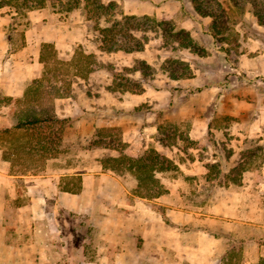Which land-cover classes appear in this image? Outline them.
Segmentation results:
<instances>
[{"label":"crops","instance_id":"obj_1","mask_svg":"<svg viewBox=\"0 0 264 264\" xmlns=\"http://www.w3.org/2000/svg\"><path fill=\"white\" fill-rule=\"evenodd\" d=\"M115 1L127 14L174 19L206 50L199 54L177 47L176 52L186 54L191 76L162 72L159 79L166 84L146 86L142 92L126 90L121 101L127 109L149 101L157 113L168 107L177 115L186 111L187 137L204 147L185 153L173 145L167 151L177 169L156 171L167 191L154 198L136 194L139 180L134 172L106 167L100 158L89 168L16 173L3 146L8 142L4 129L13 126L16 107L0 99V264H263L264 163L245 167L239 183L229 179L223 186L210 179L208 163L220 157L221 145L230 150V161L244 159L241 153H258L264 160V25L250 2L239 10L232 0H219L237 17L241 52L234 60L224 50L228 44L209 31L212 16L199 13L192 0ZM17 13L10 6L0 7V98H23L32 81L44 75L46 43L63 60L80 45L100 60L116 52L99 47L84 2L70 11L50 2L27 9L25 24L13 23ZM125 53L154 63L172 51L157 33L143 49ZM189 92L198 102L180 104ZM126 124L123 140L133 151L150 145L165 149L157 137L158 124ZM20 178H27L33 215L21 219L22 228L3 231L2 224L17 222L5 214L7 208L14 214L21 208Z\"/></svg>","mask_w":264,"mask_h":264},{"label":"rangeland","instance_id":"obj_2","mask_svg":"<svg viewBox=\"0 0 264 264\" xmlns=\"http://www.w3.org/2000/svg\"><path fill=\"white\" fill-rule=\"evenodd\" d=\"M240 1L241 4L250 2L248 0ZM49 2L53 6L62 8V3H59L56 0H48L47 3ZM232 2L234 3L233 0ZM244 5L238 6L239 10H245L244 8H246V5ZM26 10L27 9L24 8L19 9V12L13 15V23H27L25 19ZM227 13L231 20L230 24H232V31L239 39V34L235 29L237 17L236 15H233L231 11L228 12L227 10ZM138 16L141 17V21L145 22L144 28L148 30L147 32H144V30L136 31L135 33L137 36L146 34L149 41V39L154 38L157 33L160 35L162 34L161 28L156 27L158 22L153 23L147 21L143 18L144 15ZM167 19L172 20V23L177 30L180 29V25L177 21L172 18ZM160 20L161 19H158V21ZM90 22L92 23L93 31L97 35L94 38L99 42L100 38L98 30L95 28L99 24L105 25L106 22L104 19L99 20L98 24L95 21L90 20ZM176 43L178 42L169 37L163 36V45L167 46L172 51V54L165 57L164 61L156 59L154 63H150L144 59H131L129 55L127 56L125 53L126 51L124 50H116L115 54L105 56L101 60L97 57V59H94V62H92V59L90 64H84L82 62L83 58H79L78 52L76 53V51L70 59H61L62 62H58L57 60L54 61V57H51L52 59L50 60L49 65L53 73H50L49 76H51L52 82L50 83L52 84H49L48 80L45 81L44 88L47 91L41 101L50 106L48 94L54 92L55 84L57 86H62L64 91L66 89L64 95L62 97H56L53 102V107L56 113L60 117L67 119L64 130L59 134L57 142L49 146V149H45L40 145L35 146L37 143L35 140L36 136L32 137L33 142L26 144L27 140L31 138L30 136L35 134V131L24 129L17 130L12 141L8 140V142L3 145L5 147L4 156L9 158L8 160L11 162L10 167L12 172L40 174L51 168H89L94 166L96 158H100L103 162L108 158L121 156L126 148L121 145V142L126 143L127 150H130V152H133L136 155L146 153L154 148V146L150 145L142 147L138 151H133L130 144L123 140L122 124L127 125L126 123H128V125H132L139 120L143 123H156L159 125L157 137L160 138L166 146L164 150L159 152L169 159L171 158L167 156V151L172 149L173 145L178 146L179 149L185 153L189 152L188 148L190 147H204V144L201 142L190 140L187 137L188 129L185 126V122L190 118L186 111L177 115L172 113L171 109L168 107L165 111H159L157 113L154 112V102L149 104V101L135 106L132 109H127L126 106L121 104V101L124 100V96L122 95L124 91L121 90L122 85H130L131 87L140 86L141 88L152 86L156 88L161 84H166L165 80L162 81L159 79L162 72H170L172 66L171 63L174 59L185 61L183 57L186 56V54L175 51V48L177 47ZM76 50H83L87 54L93 53L83 45L77 47ZM238 55H240V53ZM238 55L233 53L230 57L237 60ZM142 61H146L150 67L142 64ZM174 63L177 64V62ZM88 66L94 67V70L91 72L95 71V73L91 76V72H87ZM200 66L206 68L205 65ZM142 71H144L145 77L143 76ZM140 74L142 76H140ZM111 75H113V77ZM191 93H194V91L191 90ZM191 93L189 92L188 94L182 95L179 101L180 104L182 103V105L185 106L196 104L198 98L194 95L192 96ZM0 99L5 103L13 102L6 96ZM14 103V106L18 109L19 104L16 101ZM178 121H181V125L177 123ZM33 143L34 148L31 149L30 147H32ZM99 145L105 146L106 149H101L102 147H99ZM255 147L257 146H254L249 150L254 151ZM220 148V157L215 160V162L208 163L210 169L209 177H211L210 179L213 180V183L218 182L222 185L223 181L227 182L229 179L234 183H239L241 179L240 174L245 167L248 168L252 165L259 167L264 163V160L258 158V153L257 157L241 153L242 155L240 154V156H243L244 159L230 161V150L223 145H221ZM112 162L117 167H121L122 171L134 172L133 169L131 170L128 166H125L126 164L116 163L115 161ZM174 165L176 164L174 163ZM176 169L169 168L165 170ZM226 169H228V171L225 172V175L222 174L223 170ZM65 178L66 181H68L71 177L68 176ZM26 179L27 178H20L19 180V188L22 193L20 196L21 208L14 209L16 210L15 214L12 212V209H6L5 217L17 222L13 223L9 220L2 224L3 231L6 230L7 232H13L15 228H22L24 226V219L33 215L25 191L26 184L28 183ZM44 217L45 218L43 219L48 222V215L47 217L44 215ZM32 221V223H34L35 218L34 220L32 219Z\"/></svg>","mask_w":264,"mask_h":264},{"label":"trees","instance_id":"obj_3","mask_svg":"<svg viewBox=\"0 0 264 264\" xmlns=\"http://www.w3.org/2000/svg\"><path fill=\"white\" fill-rule=\"evenodd\" d=\"M47 1L48 0H0V7L7 5L19 12L18 10L21 8L30 9L42 7ZM56 1L62 3L63 8H65L67 11L80 6V4L84 2L87 18L89 20L95 21L98 24L99 20L104 19L106 24H99L95 28L98 30V35L100 38L99 47L104 51L124 50L126 52H132L143 49L148 42V36L146 34L137 36L135 33L136 31L141 30L147 32L148 29L144 28L145 22L141 21V17L138 15L125 13L120 4L115 0H111L109 2H106L105 0ZM192 1L199 13L202 15L212 16V22L210 24L209 31L216 40L222 44H228V46L224 48L226 53L228 55L233 53L238 55L240 53V42L238 36H235V33L232 31V24H230L231 20L225 5L219 0ZM233 1L238 6H243L244 4L246 5V3L241 4L240 0ZM248 1H250L252 5V11L257 16L258 22L261 25H264V0ZM143 18L153 23L158 22L156 27L161 28L162 35L177 41V47H187L199 54L206 53V50L202 46L198 45L196 41H194L190 31L184 28L177 30L175 25L172 23V20L164 17L158 21V19L148 15H144ZM77 52L79 58H83L82 62L84 64H90L92 59V62H94V59H97V55L95 53L87 54L83 50H76V53ZM51 57H54V61L57 60L58 62H62L57 56L54 45L51 43H46L44 44V54L42 55V59L47 63L44 75L32 81V83L28 86L23 98L13 99L12 97H8V99L12 100L13 102L16 101L19 104L18 109H16L13 115V126L4 129L9 141H12L17 130H33L35 131V134L30 136L31 138H29L30 140H27L26 144L33 142L32 137L36 136L35 140L37 143L35 146L40 145L45 149H49V146L57 142L59 134L64 130L67 119L60 117L56 113L53 107V102L56 97H62L66 89L64 91L62 86H57L55 84L54 92H50L48 94L50 106L41 101L42 97L47 91L44 88L45 81L48 80V83L52 84L50 83L52 82L51 76H49L50 73H53L49 65L50 60L52 59ZM173 61L177 62V64H175ZM173 61L171 63L172 66L169 72L171 76L187 77L192 75V70L188 62L180 61L178 59H174ZM142 64L150 67L146 61H142ZM93 70L94 67H87L88 73ZM142 74L145 77L144 71H142ZM121 88L123 91L129 90L132 92H142L144 90L143 87H131L130 85H122ZM33 145L34 143L32 144V147H30L31 149L34 148ZM121 145L126 147L124 149L125 152L123 151L122 155L119 157H112L104 160V166L121 171L122 168L117 167L112 162L115 161L116 163H123L124 165L126 164L125 166H128L131 170L133 169L139 180L138 187L136 188V194L140 196L154 198L165 193L167 188L156 176V171H162L169 168L176 169L177 166L174 165L173 160L161 154L155 148H152L148 152L142 153L141 155H136L133 152H130V150H127L126 143L121 142Z\"/></svg>","mask_w":264,"mask_h":264}]
</instances>
